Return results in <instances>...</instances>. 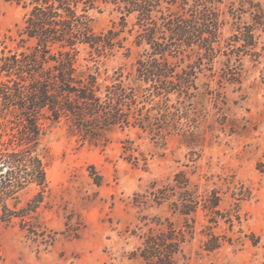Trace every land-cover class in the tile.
Masks as SVG:
<instances>
[{
	"label": "rangeland",
	"instance_id": "obj_1",
	"mask_svg": "<svg viewBox=\"0 0 264 264\" xmlns=\"http://www.w3.org/2000/svg\"><path fill=\"white\" fill-rule=\"evenodd\" d=\"M254 1L264 15V0ZM214 7L222 21L215 53L194 47L180 64L195 70L182 120L189 132L159 139L116 125L84 140L64 120H45L46 184L1 194L0 264H143L133 257L143 238L171 228L183 237L174 264H264V16L242 0ZM27 11L0 0L9 49ZM86 14L95 33L112 28L122 41L96 63L99 82L109 84L143 51L135 15L123 19L110 0ZM91 59L81 45L80 63Z\"/></svg>",
	"mask_w": 264,
	"mask_h": 264
},
{
	"label": "trees",
	"instance_id": "obj_2",
	"mask_svg": "<svg viewBox=\"0 0 264 264\" xmlns=\"http://www.w3.org/2000/svg\"><path fill=\"white\" fill-rule=\"evenodd\" d=\"M28 7L16 49L0 30V202L4 190L28 184L44 187L42 149L45 120H64L82 139H101L112 126L137 127L153 138L189 132L182 120L190 103L194 68L184 59L194 47L213 55L222 21L214 7L222 0H110L134 14L135 44L143 46L131 72L115 71L109 84L98 80L100 58L122 47L112 28L95 33L87 10L106 0H15ZM256 17L259 1L242 0ZM252 14V12H250ZM251 42L254 35L248 30ZM252 44V43H250ZM86 45L93 66L82 65ZM82 66H85L84 68ZM172 95L177 101H172ZM264 173V170H261ZM38 192L34 202L40 201ZM5 197V196H4ZM196 203V202H195ZM35 206V205H34ZM196 205L189 211L194 212ZM183 237L175 229L150 232L134 251L143 264H174Z\"/></svg>",
	"mask_w": 264,
	"mask_h": 264
},
{
	"label": "water",
	"instance_id": "obj_3",
	"mask_svg": "<svg viewBox=\"0 0 264 264\" xmlns=\"http://www.w3.org/2000/svg\"><path fill=\"white\" fill-rule=\"evenodd\" d=\"M4 166L2 164H0V173H2L4 171Z\"/></svg>",
	"mask_w": 264,
	"mask_h": 264
}]
</instances>
